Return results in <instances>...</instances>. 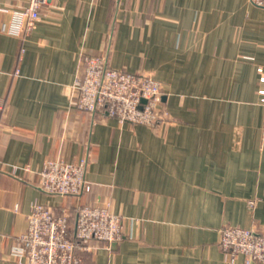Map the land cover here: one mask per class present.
Segmentation results:
<instances>
[{"label":"crops","instance_id":"0c3cea01","mask_svg":"<svg viewBox=\"0 0 264 264\" xmlns=\"http://www.w3.org/2000/svg\"><path fill=\"white\" fill-rule=\"evenodd\" d=\"M28 4L0 0V264H25L13 249L36 201L72 222L85 205L122 216L123 239L91 240L82 264H230L220 229L264 230V7L48 0L30 33L12 34ZM104 52L111 67L162 82L172 122L122 123L73 105L82 56ZM83 156L89 191L39 187L47 159Z\"/></svg>","mask_w":264,"mask_h":264},{"label":"built area","instance_id":"2783aa9c","mask_svg":"<svg viewBox=\"0 0 264 264\" xmlns=\"http://www.w3.org/2000/svg\"><path fill=\"white\" fill-rule=\"evenodd\" d=\"M250 1L264 7V0ZM47 2L29 0L24 10L16 12L17 22L9 31L15 35L30 33ZM81 65L83 71L76 77L71 100L76 107L122 123L156 126L173 121L163 101V84L151 73L113 68L106 52L83 55ZM260 92L264 101V89ZM87 166V156L76 161L62 157L47 159L40 172L39 187L49 194L81 196L91 188L86 177ZM27 219V230L13 249L14 257L25 264H82L80 252L91 250V240L110 246L124 237L123 218L108 203L79 208L72 222L67 213H58L36 201ZM219 243L230 264L236 263L240 256L245 258V264L264 262V230L227 225L220 229Z\"/></svg>","mask_w":264,"mask_h":264}]
</instances>
